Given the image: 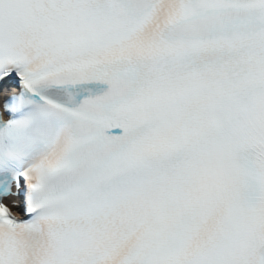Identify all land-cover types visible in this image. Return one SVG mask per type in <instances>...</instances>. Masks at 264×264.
Wrapping results in <instances>:
<instances>
[{"label":"snow or ice","instance_id":"1","mask_svg":"<svg viewBox=\"0 0 264 264\" xmlns=\"http://www.w3.org/2000/svg\"><path fill=\"white\" fill-rule=\"evenodd\" d=\"M0 264H264V0H0Z\"/></svg>","mask_w":264,"mask_h":264}]
</instances>
